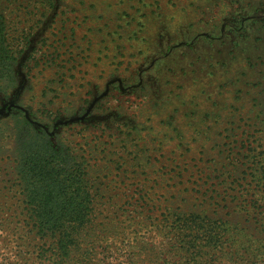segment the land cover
<instances>
[{"label": "rangeland", "instance_id": "1", "mask_svg": "<svg viewBox=\"0 0 264 264\" xmlns=\"http://www.w3.org/2000/svg\"><path fill=\"white\" fill-rule=\"evenodd\" d=\"M0 3V264H264V0ZM16 111L85 167V214L55 235L10 162Z\"/></svg>", "mask_w": 264, "mask_h": 264}, {"label": "trees", "instance_id": "2", "mask_svg": "<svg viewBox=\"0 0 264 264\" xmlns=\"http://www.w3.org/2000/svg\"><path fill=\"white\" fill-rule=\"evenodd\" d=\"M6 25L0 9V92L14 87L16 79L17 56L7 44ZM9 118L12 121L6 138L12 152L10 162L15 165L23 199L35 228L55 235L85 214V204L90 200V191L84 185L85 167L67 145L56 141L50 131L22 111L11 113ZM197 226L195 221L179 223L187 236L197 233ZM61 246L65 248L66 242Z\"/></svg>", "mask_w": 264, "mask_h": 264}]
</instances>
